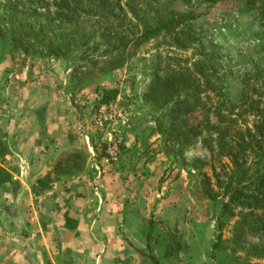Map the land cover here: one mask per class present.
<instances>
[{
	"label": "trees",
	"instance_id": "trees-1",
	"mask_svg": "<svg viewBox=\"0 0 264 264\" xmlns=\"http://www.w3.org/2000/svg\"><path fill=\"white\" fill-rule=\"evenodd\" d=\"M234 1L242 7L241 14L253 18L257 41L244 54L225 59L226 74L242 87L237 109L225 103L219 48L193 24L196 7ZM157 38L198 57L190 67L156 75L142 101L154 114L153 132L167 157L182 159L183 152L198 142L220 162L219 168L197 160L190 164L199 172V195L212 204L215 237L210 258L229 252L264 260V0H0V46L6 48L0 56L12 62L20 55L24 64L31 59L30 67L38 61L69 60L77 52H99L87 63L97 66L98 58L112 56L100 68L111 73L124 66L121 53L130 54ZM233 67L242 71L238 78L231 74ZM79 74V85L92 76L89 71H72L66 87L70 98L83 90L72 85ZM116 95V90H103L96 109L112 104ZM102 148L104 155V143ZM119 152L118 163L110 169L119 170L124 156L131 160L138 154L136 144L127 147L123 142ZM69 163L74 172L82 167L78 154ZM157 225L147 222V248ZM227 226L229 238L224 240Z\"/></svg>",
	"mask_w": 264,
	"mask_h": 264
},
{
	"label": "crops",
	"instance_id": "crops-1",
	"mask_svg": "<svg viewBox=\"0 0 264 264\" xmlns=\"http://www.w3.org/2000/svg\"><path fill=\"white\" fill-rule=\"evenodd\" d=\"M56 62L18 71L0 56V264H151L138 243L141 218L126 210L152 199L157 172L125 180L127 170L109 168L103 134L91 137L77 112L85 104L67 99L69 74ZM74 154L82 159L75 172Z\"/></svg>",
	"mask_w": 264,
	"mask_h": 264
},
{
	"label": "rangeland",
	"instance_id": "rangeland-1",
	"mask_svg": "<svg viewBox=\"0 0 264 264\" xmlns=\"http://www.w3.org/2000/svg\"><path fill=\"white\" fill-rule=\"evenodd\" d=\"M236 2H223L212 7L206 5L196 7V20L193 24L204 33L208 41L219 48L221 63L224 67H220L219 73L223 75L225 72L221 81L225 103L237 109L242 87L239 82L226 74L225 69L229 61L225 59L226 57L234 58L236 53L244 54L245 50L252 48L257 41L253 38L256 31L253 18L241 14L242 7ZM100 49L103 47L101 46ZM4 50L6 48L1 45L0 55ZM127 53H121L126 59L124 66L111 73L100 72V68H103L104 61L112 56L98 58L97 66H93L91 62L87 63L88 60L94 61V57L96 58L99 52L93 55L77 52L69 60L56 62L54 65L59 72L62 73L65 70L69 75L75 70L92 73V76L81 85L78 81L83 77L80 74L77 75L72 85L80 86L83 90L73 99L70 97L67 99L74 100L73 102L78 104V100L82 98L85 106L77 110L78 116L87 115L86 124L90 128L91 137L96 142L99 140L97 133L99 131L93 126L92 118L96 112L99 95L103 90L117 91L112 104L116 106L117 112L122 116L125 115L127 119L125 127L120 130V142H123L125 146L136 144L138 150V154L134 155L131 160L126 156L122 158L123 166L119 168L127 170L123 172V178L133 180L135 177L139 181L147 180L148 173L145 170L153 168L156 170L154 172H157L155 176L156 194H153L152 199L146 202V199L140 197L141 188L135 187L133 189L137 190L135 199L140 198L135 203L131 202V205L128 203L126 210L137 213L141 218L135 222L141 233L139 244H146L145 235L147 233L143 232H146L147 222L158 223L150 237L149 248H147L150 263L181 264L187 257L189 262L196 261L199 264H264V260H253L243 253L222 252L210 258V246L215 237L212 204L199 195V172L190 164L197 160L202 164L210 162L219 168L220 162L212 159L198 142L183 152L182 159L167 157L161 151V138L153 132L155 129L154 114L142 101L143 94L148 91L156 75L162 77L167 72L190 67L198 57L193 56L194 52L191 50H179L171 44L170 40L164 38L152 40L138 50ZM14 58L13 68L18 71L21 67H28L31 62L29 59L24 64L22 62L24 57L20 55H14ZM42 66L47 67L48 64L43 63ZM231 70L235 78H238L242 72L235 67ZM80 94L81 96L78 97ZM213 102L211 100L210 104ZM72 104L75 106L76 103ZM138 157H140L139 160H137ZM183 160L185 165L182 164ZM202 169L209 173L207 167ZM131 194L134 196L133 192ZM166 197L172 199L168 198L171 204L164 209L161 201ZM229 228L230 226H227L224 229V240L229 238ZM247 242L250 243L253 240L248 239ZM178 250H180L178 254L168 256L171 251L177 252Z\"/></svg>",
	"mask_w": 264,
	"mask_h": 264
},
{
	"label": "built area",
	"instance_id": "built-area-1",
	"mask_svg": "<svg viewBox=\"0 0 264 264\" xmlns=\"http://www.w3.org/2000/svg\"><path fill=\"white\" fill-rule=\"evenodd\" d=\"M126 123L125 115L118 113L113 104L100 105L92 118L93 126L103 134L104 160L109 167L116 165L119 161L120 130Z\"/></svg>",
	"mask_w": 264,
	"mask_h": 264
}]
</instances>
